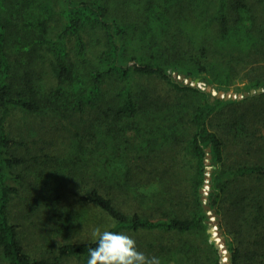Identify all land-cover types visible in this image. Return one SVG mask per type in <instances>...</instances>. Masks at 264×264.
<instances>
[{
  "label": "trees",
  "instance_id": "trees-1",
  "mask_svg": "<svg viewBox=\"0 0 264 264\" xmlns=\"http://www.w3.org/2000/svg\"><path fill=\"white\" fill-rule=\"evenodd\" d=\"M177 1L0 0V264H87L96 227L156 234L161 264H264V92L196 82L264 58V0ZM14 111L40 121L17 137Z\"/></svg>",
  "mask_w": 264,
  "mask_h": 264
},
{
  "label": "rangeland",
  "instance_id": "rangeland-1",
  "mask_svg": "<svg viewBox=\"0 0 264 264\" xmlns=\"http://www.w3.org/2000/svg\"><path fill=\"white\" fill-rule=\"evenodd\" d=\"M175 3L177 4L178 1L175 0ZM251 3H255V5L259 6L258 0H251ZM230 5H231V0H229V2H228V6H230ZM255 9H256V12H259L261 8L259 6V7L255 8ZM202 10H205V8L203 6L198 10L197 14L199 16H202V17L206 16V14L201 13ZM124 12H126V11H124ZM126 14H128L129 17H131L132 15L136 14V11L130 9V11L126 12ZM186 25L187 26H185V27H188V26L190 27V23H187ZM183 47H184V50L181 52V54H185V53L186 54H190L192 52L191 51L192 42L191 43L190 42L189 43L184 42ZM97 50L98 49L96 48L95 51H97ZM232 65L237 67V71H236L235 74H233V77L231 78L232 81H230V88H231L230 93L232 95H233V93H234V95L235 94L239 95V91H241L242 89H245L246 85L250 82L249 79H250V77L252 75L251 73L255 70L254 69L255 66L259 67V66L264 65V58L260 57L257 60V62H255V63H246V61H244V62H241V63L235 62ZM169 70H172L173 73L174 72H178L180 75H185L187 79H192V78H188L186 74H182L180 70H174L172 68H170ZM169 70H168V72H169ZM172 77H173V75H172ZM199 79H200L201 85H199L197 87H199V88H201L203 90H207V88H208L207 82L203 81L201 78H199ZM175 81L180 82L179 80H175ZM191 81H194V79H192ZM183 84L196 86L194 82H191L189 84H186V83L183 82ZM213 91L214 90H213V87H212V91L211 92H213ZM39 121H40L39 119L29 118L25 113H23L21 111H14L13 114L10 116L8 126H9L11 131H14V135L19 137L21 132L26 129V126L29 125L30 122H34L35 123V122H39ZM42 129H43V126H38L37 134ZM46 148H48V146ZM60 148H61V150L64 148L63 144H62V147H60ZM211 169H212L211 165H208V170H207L208 174H209L208 180H209V177H210ZM207 187H209V184H207ZM87 231L89 233H91L90 229H87ZM127 235L133 237L136 240V245L139 244V245H142V246H145V244L147 245L151 241H154V239L156 237V234H148L146 232H143V233H140V234H137V235H130V234H127ZM199 252L200 251H198V253ZM206 255L207 254H206L205 251L200 252L199 255H195V253L192 252L190 254L189 258H191L190 260H192V261L193 260H199L200 262L204 261V263L206 264V263H208ZM183 260L175 261V260L167 259L165 264H181L183 262ZM70 264H74V262H72ZM185 264H186V261H185Z\"/></svg>",
  "mask_w": 264,
  "mask_h": 264
},
{
  "label": "clouds",
  "instance_id": "clouds-1",
  "mask_svg": "<svg viewBox=\"0 0 264 264\" xmlns=\"http://www.w3.org/2000/svg\"><path fill=\"white\" fill-rule=\"evenodd\" d=\"M91 236L96 246L89 248L87 264H161L158 257L139 251L129 235L96 227Z\"/></svg>",
  "mask_w": 264,
  "mask_h": 264
},
{
  "label": "water",
  "instance_id": "water-1",
  "mask_svg": "<svg viewBox=\"0 0 264 264\" xmlns=\"http://www.w3.org/2000/svg\"><path fill=\"white\" fill-rule=\"evenodd\" d=\"M169 74H170V75L172 74V75H173V78H174L175 80H179L181 83H183L184 78H186L185 75H181V76H179V73H178V72H174V73H173L172 70H169ZM186 79H187V78H186ZM188 80L191 81L192 79H188ZM196 82H200V79L198 78V79L196 80ZM189 83H190V82H189ZM189 83L186 82V84H189ZM207 91H208V92H211V91H212V87L209 86V87L207 88ZM262 92H264V89L259 88V89H253L251 92H244V94H239L238 96H236V94H235V95L232 97V96L230 95V92L225 94L223 91H220V92L218 93L217 97L212 98V101H214V100H216V99H224V100H230V99H233V100H236V99H243L244 97H248V96H250V95H254V94H256V93H262ZM224 95H225V97H224ZM208 151L211 152V149H208ZM208 157L211 158V155H209ZM210 179H211V178H210Z\"/></svg>",
  "mask_w": 264,
  "mask_h": 264
},
{
  "label": "bare ground",
  "instance_id": "bare-ground-1",
  "mask_svg": "<svg viewBox=\"0 0 264 264\" xmlns=\"http://www.w3.org/2000/svg\"><path fill=\"white\" fill-rule=\"evenodd\" d=\"M218 91L217 90H214L213 92H212V98H215V97H217V95H218ZM226 94V93H225ZM224 97H225V95H224Z\"/></svg>",
  "mask_w": 264,
  "mask_h": 264
}]
</instances>
